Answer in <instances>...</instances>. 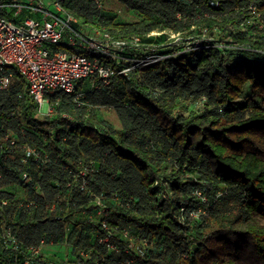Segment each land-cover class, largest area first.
Here are the masks:
<instances>
[{
    "label": "trees",
    "instance_id": "trees-1",
    "mask_svg": "<svg viewBox=\"0 0 264 264\" xmlns=\"http://www.w3.org/2000/svg\"><path fill=\"white\" fill-rule=\"evenodd\" d=\"M105 1L63 6L83 33L93 27L149 46L168 34L216 42L185 52L169 44L149 60L139 50L120 51L119 60L105 63L132 67L128 75L108 85L88 79L97 86L86 91L87 79L81 81L83 105L73 94L48 93L51 114H40L26 81L15 75L18 84L13 79L0 91V137L11 131L19 141L0 146V264L24 261L22 252L4 248L2 227L25 245L76 240L74 258H51L53 264H78L80 250L92 252L80 264H264V0H119L141 20L103 27L95 20L106 23L99 5ZM203 101L202 112L190 109ZM98 106L113 109L121 127L100 118ZM27 146L39 161L22 162ZM162 180L172 192L164 200L155 185ZM12 185H25L26 201L2 190ZM97 200L106 207L103 217ZM182 207L205 213L182 224L176 216ZM123 230L148 240L144 255L124 253ZM108 233L120 253L98 242Z\"/></svg>",
    "mask_w": 264,
    "mask_h": 264
},
{
    "label": "built area",
    "instance_id": "built-area-1",
    "mask_svg": "<svg viewBox=\"0 0 264 264\" xmlns=\"http://www.w3.org/2000/svg\"><path fill=\"white\" fill-rule=\"evenodd\" d=\"M63 1L0 0V91L8 89L18 73L26 81L29 95L37 102L42 115L52 113L48 93L63 91L73 94L75 103L86 104L83 100L84 93L77 90L81 81L97 78L102 84L108 85L117 74L128 75L132 67L125 66L118 70L105 63V60L110 57L119 60L117 54L126 49L145 48V44L137 37L129 40L116 39L106 31H78L75 28L77 18L64 9ZM99 5L103 6L102 3ZM157 60L158 58L153 61ZM96 86L93 82L92 87ZM97 108L102 110L107 107ZM45 109L48 110L46 113ZM18 142L17 136L11 131L0 137V146H16ZM40 157L35 148L27 146L22 152L21 160L24 163L29 158L39 161ZM22 178L26 180L29 176L24 173ZM155 185L162 187L158 194L160 200L166 199L168 195L172 196L164 180L157 181ZM197 195L203 202L206 201L202 191H198ZM1 203L7 206L9 200L5 199ZM96 204L99 206L97 216L103 217L106 207L98 200ZM34 205V202L28 203L30 207ZM204 213L201 207L190 211L182 207L176 211V216L184 224L187 218L197 219ZM101 224L108 230L104 220H101ZM112 233L98 237V242L108 250L120 253ZM122 237L127 241L124 253L137 249L144 255L149 246L147 239L132 237L129 230H123ZM1 240L6 250L24 254L23 264H53L45 248L60 245H47L43 241L40 245H25L11 227H2ZM179 256L180 259L187 258L185 252ZM78 257L79 260L89 261L92 259V252L80 250ZM79 260H76L78 264L81 262ZM127 264L142 263L131 259L127 260Z\"/></svg>",
    "mask_w": 264,
    "mask_h": 264
},
{
    "label": "rangeland",
    "instance_id": "rangeland-1",
    "mask_svg": "<svg viewBox=\"0 0 264 264\" xmlns=\"http://www.w3.org/2000/svg\"><path fill=\"white\" fill-rule=\"evenodd\" d=\"M49 1V0H47ZM53 9V7H52ZM102 18L104 19L103 23L99 19H96V23H100L103 27L106 26L108 22H113L115 24H127V23H134L138 22L141 20V17L133 12L130 11L124 4H122L119 0H106L104 2L103 8H102ZM20 22V21H19ZM83 31L86 32H91L94 31L93 27H84L82 28ZM155 36H159V34H155ZM204 40L206 43H214L216 42L215 40H212L210 36L207 37H202V40L199 38H194V37H189L186 38L185 36H180V35H174V34H168L164 38H162V44L160 45H145V48L139 50L138 52L144 56L145 58L152 59L155 58L158 53H164L165 48L167 45H176L178 46V49L180 52H185L192 48L193 46L199 47L200 43ZM230 50H234L232 48H228ZM15 80V79H14ZM90 80L84 81L85 86L84 90L90 89L92 86V83L89 84ZM18 80L14 81V85L18 84ZM245 95H249L247 98L251 97V93L249 89L247 88L245 91ZM244 97V96H243ZM205 102H195L190 105L191 110H197L202 112L205 109ZM48 110L45 109V113ZM100 118L103 120H106L107 122L111 123L114 127L120 128L121 124L120 121L116 115V113L113 111L111 108H106L99 110L98 112ZM25 185H12V186H3L2 190L7 191L9 193L14 194L15 199L18 201H26L28 197V192L25 190ZM77 218H71V223H76ZM260 222H263L260 220ZM17 227V225H16ZM71 239V238H70ZM95 237L93 235L90 236L89 238V244H94ZM76 240H69L68 244H60V245H52V246H47L45 248V252L51 257L55 258L56 260H61L63 262H66V260L70 258H74L76 251H75V246H76ZM2 251L1 244H0V252Z\"/></svg>",
    "mask_w": 264,
    "mask_h": 264
}]
</instances>
